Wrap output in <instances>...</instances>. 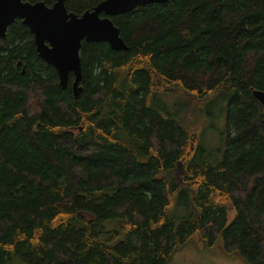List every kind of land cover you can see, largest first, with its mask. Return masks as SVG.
Returning <instances> with one entry per match:
<instances>
[{
    "label": "trees",
    "instance_id": "trees-1",
    "mask_svg": "<svg viewBox=\"0 0 264 264\" xmlns=\"http://www.w3.org/2000/svg\"><path fill=\"white\" fill-rule=\"evenodd\" d=\"M64 1L81 16L104 0ZM110 18L127 49L83 41L76 97L22 20L0 38V264H168L195 235L264 264V0ZM213 97L227 132L208 151Z\"/></svg>",
    "mask_w": 264,
    "mask_h": 264
},
{
    "label": "water",
    "instance_id": "water-1",
    "mask_svg": "<svg viewBox=\"0 0 264 264\" xmlns=\"http://www.w3.org/2000/svg\"><path fill=\"white\" fill-rule=\"evenodd\" d=\"M168 2L170 0H104L78 16L68 11L64 0L52 6L26 0H0V38L5 39L8 28L17 19L22 20L34 36L39 57L56 70L60 85L66 86L70 75L74 76L76 97L82 79L83 41L106 42L113 50H126L120 30L110 17ZM253 97L264 106L262 91L254 90Z\"/></svg>",
    "mask_w": 264,
    "mask_h": 264
},
{
    "label": "rangeland",
    "instance_id": "rangeland-1",
    "mask_svg": "<svg viewBox=\"0 0 264 264\" xmlns=\"http://www.w3.org/2000/svg\"><path fill=\"white\" fill-rule=\"evenodd\" d=\"M170 100L176 102L178 106H184L187 103L186 98L179 95ZM197 108L203 112L204 118L205 132L201 137V145L208 151L217 150L223 145L226 137L227 102L213 97L208 102L197 103ZM183 213V211H179L178 215ZM233 215L234 210L231 209L230 216ZM198 241L199 236H193L190 243L179 249L168 264H248L237 255L225 254L219 246L220 240H218V245L212 249H203Z\"/></svg>",
    "mask_w": 264,
    "mask_h": 264
}]
</instances>
